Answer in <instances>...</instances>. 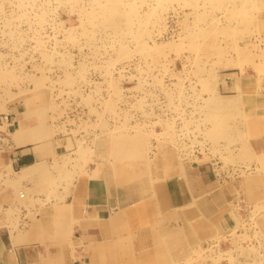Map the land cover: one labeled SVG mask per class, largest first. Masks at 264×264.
Listing matches in <instances>:
<instances>
[{"label": "rangeland", "instance_id": "rangeland-1", "mask_svg": "<svg viewBox=\"0 0 264 264\" xmlns=\"http://www.w3.org/2000/svg\"><path fill=\"white\" fill-rule=\"evenodd\" d=\"M0 117V158L51 149L47 200L90 181L125 201L128 262L264 264V0H0ZM203 163L234 184L210 203L248 217L233 229L199 213ZM178 183L195 198L171 208Z\"/></svg>", "mask_w": 264, "mask_h": 264}, {"label": "crops", "instance_id": "crops-1", "mask_svg": "<svg viewBox=\"0 0 264 264\" xmlns=\"http://www.w3.org/2000/svg\"><path fill=\"white\" fill-rule=\"evenodd\" d=\"M10 147L0 158V170L6 168L3 170L6 175H0V264H132L128 257L135 254L127 246L126 219L120 214L125 201L109 197L103 186L90 181L81 194L78 189L63 193L58 189L57 195L47 200L46 191L36 188L35 183L49 171L42 166L50 162L51 149H36L30 140ZM30 165H38L37 173L32 178L16 181L15 172ZM192 178L197 184L192 192L198 191L200 196L199 213L207 216L215 211L214 224L218 229L230 230L237 220L248 219L237 214L231 205L227 206L226 196L221 198L223 204H210L212 198L219 199L217 193L222 187L223 192H228V198L235 188L231 183L222 184L212 165L201 164L197 171L192 170ZM180 185L168 188L171 208L185 207L195 198L188 194L191 193L188 185H182L181 195ZM135 198L142 200L137 193ZM219 207L222 210L216 212ZM248 236L256 244L252 230ZM235 239L238 241V237L221 240L222 253L232 247ZM153 245L152 251L157 250Z\"/></svg>", "mask_w": 264, "mask_h": 264}, {"label": "bare ground", "instance_id": "bare-ground-1", "mask_svg": "<svg viewBox=\"0 0 264 264\" xmlns=\"http://www.w3.org/2000/svg\"><path fill=\"white\" fill-rule=\"evenodd\" d=\"M100 1H101V0H100ZM55 2H57V1H55ZM96 2H97V1H96ZM104 2H105V1H104ZM119 2H121V1H119ZM123 2H124V1H123ZM85 3H86V2H85ZM87 3H88V2H87ZM87 3H86V4H87ZM93 3H94V2H93ZM106 3H107V2H106ZM106 3H105V4H106ZM157 3H158V1H157ZM236 3H237V2H236ZM82 4H83V3H82ZM116 4H118V3L116 2ZM121 4H122V3H121ZM84 6H85V5H84ZM86 6H87V5H86ZM88 6H89L88 8L91 7L90 4H89ZM92 6H93V4H92ZM116 6H118V5H116ZM126 6H127V5H126ZM129 7H130V6H129ZM235 7H236V6H235ZM118 8H119V7H118ZM92 9H93V8H92ZM84 10H85V9H84ZM96 10H97V8H96ZM104 10H107V12L109 11V13H110V12L112 13L113 10H114V4L111 5V10H110L109 8H106V9H104ZM123 10H124V9H123ZM123 10H122V11H123ZM122 13H123V12H122ZM93 14H94V10H93ZM103 14H104V13H103ZM112 14H114V13H112ZM112 14H111V15H112ZM252 14H253V13H252ZM129 15H130V14H129ZM242 15H243V14H242ZM246 16H247V15H246ZM105 17H106V16H105ZM110 17H111V16H110ZM118 17H119V16H118ZM130 17H131V15H130ZM216 18H217V17H216ZM126 19H127V18H126ZM88 20H89V17H88ZM93 20H95V19H93ZM113 20H114V19H113ZM128 20H129V19H128ZM92 22H93V21H92ZM95 22H96V21H95ZM102 22H103V21H102ZM115 22H116V20H115ZM104 23H105V22H104ZM129 23H130V21H129ZM58 24H59V23H58ZM61 24H62V23H61ZM59 25H60V24H59ZM114 27H115V26H114ZM226 29H227V27H226ZM230 68H231V67H230ZM230 68H229V69H230ZM225 69H226V68H225ZM241 71H242V69H241ZM216 117H217V116H216ZM219 117H220V116H219ZM1 118H2V117H0V119H1ZM217 118H218V117H217ZM18 120H19V119H18ZM1 121H2V120H1ZM5 122H6V121H5ZM22 131H23L22 126H21L20 124H18V128H17L16 130H14L13 132H10V133H8V134H11V138H17V139L19 140V135H17V134H20ZM7 132H8V130H7ZM23 133H24V132H23ZM23 135H24V134H23ZM23 138H24V137H23ZM19 141H20V142H24L23 139H21V138H20ZM19 141L16 142V143L11 141V145H17V144L20 143ZM20 146H21V145H20ZM124 159H126V158H124ZM131 160H133V159H131ZM135 160H137V159H135ZM127 161H128V160H127ZM131 162H132V161H130V163H131ZM36 163H37V162H36ZM130 163H129V164H130ZM132 163H133V162H132ZM143 163H144V162H143ZM173 163H174V161H173ZM135 164H136V163H135ZM135 164H134V165H135ZM144 164H146V162H145ZM174 164H176V163H174ZM125 165H126V164H125ZM138 165H139V164H138ZM138 165H135L134 168H132L133 165H130V166H132V167L129 166V168H131V170L133 171V169L136 170L135 167L138 166ZM126 166H127V165H126ZM139 166H142V164L139 165ZM143 166H144V165H143ZM144 167L146 168V166H144ZM136 168H139V167H136ZM140 168H141V167H140ZM140 168H139V170H144V169H145V168H144V169H140ZM38 169H39L38 165H35V166H31V165H30V167H25V168L21 169V171L19 170L20 172L18 171V172L16 173V180L19 181V180H21V179H27V178H30V177L32 178L33 175H34L35 173H37ZM101 169H102V168H101ZM132 171H131V172H132ZM133 172H134V171H133ZM135 172H136V171H135ZM137 172H138V171H137ZM137 172H136V173H137ZM147 172H148V171H147ZM128 173H129V172H127L128 178H130ZM147 174H148V173H147ZM130 175H131V174H130ZM133 176H134V175H133ZM133 176H132V177H133ZM140 177H141V176H140ZM137 178H138V177H137ZM147 178H148V177H147ZM130 179H131V178H130ZM141 179H142V177H141ZM31 180H32V179H31ZM148 180H149V179H148ZM99 182H100V181H99ZM130 182H131V180H130ZM144 182H145V181H144ZM250 182H251V181H250ZM260 182H261V181H260ZM132 183H134V182H132ZM252 183H253V182H252ZM45 185H46V184H45ZM261 185H262V184H261ZM132 198H133V197H132ZM134 201H135V200H134ZM128 206H129V205H128ZM187 208H190V206L187 207ZM122 209H123V208H122ZM122 209H121V210H122ZM133 209H134V208H133ZM134 210H135V209H134ZM149 210H150V209H149ZM146 211H147V210H146ZM150 211H151V210H150ZM150 211H149V212H150ZM149 212H148V213H149ZM151 212H153V211H151ZM138 213H139V212H138ZM122 214H123V213H122ZM146 214H147V213H146ZM149 214H150V213H149ZM174 214H175V212H174ZM123 215H124V214H123ZM123 215H122V216H123ZM124 216H125V215H124ZM129 216H130V215H129ZM124 218H125V217H124ZM193 218H194V217H193ZM191 219H192V218H191ZM147 220H148V219H147ZM197 221H198V220H197ZM117 223H119V222H117ZM125 223H126V222H125ZM193 223H194V222H193ZM194 224H195V223H194ZM128 227H129V226H128ZM148 227H149V226H148ZM129 228H130V227H129ZM124 229H125V228H124ZM136 229H137V228H136ZM134 230H135V229H134ZM119 231H120V230H119ZM125 231H126V230H125ZM127 231H128V230H127ZM149 232H150V230H149ZM118 233H119V232H118ZM127 234H128V233H127ZM128 236H129V234H128ZM122 237H123V236H122ZM129 239H130V238H129ZM122 240H123V238H122ZM111 242H112V241H111ZM120 243H122V242H120ZM125 243H126V242H125ZM118 244H119V242H118ZM122 244H123V243H122ZM128 244H130V243H128ZM119 246H120V244H119ZM127 246H128V245H127ZM127 246H126V247H127ZM149 246H150V245H149ZM147 247H148V246H147ZM119 248H120V247H119ZM114 249H116V247H115ZM125 249H126V248H125ZM125 249H123V250H125ZM121 250H122V249H121ZM123 250H122V251H123ZM119 251H120V249H119ZM122 251H121V252H122ZM125 251H126V250H125ZM166 251H167V250H166ZM123 253H126V252H123ZM125 256H126V255H125ZM255 263H257V262H255ZM255 263H254V264H255ZM263 263H264V262H263Z\"/></svg>", "mask_w": 264, "mask_h": 264}, {"label": "built area", "instance_id": "built-area-1", "mask_svg": "<svg viewBox=\"0 0 264 264\" xmlns=\"http://www.w3.org/2000/svg\"><path fill=\"white\" fill-rule=\"evenodd\" d=\"M4 120L6 121V123L8 122V115L4 116ZM261 257L264 260V249L260 251Z\"/></svg>", "mask_w": 264, "mask_h": 264}]
</instances>
